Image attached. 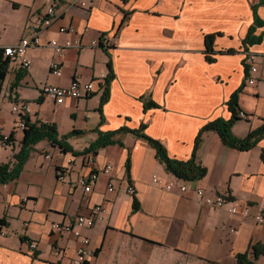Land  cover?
I'll return each mask as SVG.
<instances>
[{
    "label": "crops",
    "instance_id": "1",
    "mask_svg": "<svg viewBox=\"0 0 264 264\" xmlns=\"http://www.w3.org/2000/svg\"><path fill=\"white\" fill-rule=\"evenodd\" d=\"M254 5L264 23L261 0H0L3 48L29 36L30 23L49 6L56 11L55 22L41 34L44 44L28 49L31 68L10 62L0 118H7L3 99L16 93L17 101L31 103L32 122L55 123L62 137L75 129L84 131L67 139L77 151L98 138L97 128L113 131L145 125L144 133L162 142L171 158L187 161L195 154V141L204 126L232 117L228 101L239 92L238 111L249 118L238 120L232 132L245 137L264 124V24L257 28V34H263L261 43L244 44L254 24ZM62 26L71 30L61 32ZM209 34H216L213 62L207 59ZM103 36L115 39V46L105 47ZM78 37L81 48L57 52L47 44L55 39L65 45ZM249 49L260 62L253 85L248 84L245 51ZM55 61L62 65L60 76L51 73ZM109 62L114 77L107 84ZM18 73L26 74L12 90ZM75 78L94 81L96 91L64 104L43 92L47 84L67 87ZM107 85L108 98L101 107ZM88 133L91 138L82 143ZM24 135L15 128V151L0 165L14 160ZM202 138L195 158L208 172L194 181L168 173L154 147L128 131L122 130L97 154L89 152L93 166L85 154L63 153L46 139L40 141L19 178L0 185V264H72L82 243L52 224L91 215L96 205L105 211L83 233L97 252V264H241L239 253L264 242V224L242 211L249 207L252 215L264 214V138L248 151L225 145L215 131L204 132ZM0 143L9 146L1 137ZM108 164L113 165L109 174L103 172ZM91 170L99 178L87 192L77 182ZM154 175L177 184L168 191L154 183ZM182 183L189 186L188 192L180 191ZM129 186L136 189L134 195ZM196 187L206 195H227L230 201L213 208L198 196ZM235 205L240 211L233 214ZM256 264H264V256Z\"/></svg>",
    "mask_w": 264,
    "mask_h": 264
},
{
    "label": "trees",
    "instance_id": "2",
    "mask_svg": "<svg viewBox=\"0 0 264 264\" xmlns=\"http://www.w3.org/2000/svg\"><path fill=\"white\" fill-rule=\"evenodd\" d=\"M261 4H264V0H261ZM257 7V5H254L255 20L254 24L248 31V34L244 38L245 46H254L261 43L262 41L263 34H257V28L262 26L264 23L263 19L257 13ZM215 36L216 34H209L206 36L207 59L210 62H213L215 60L213 56L215 52ZM10 62V58L5 57L3 46H0V98L1 92L4 88V82L7 78V75L11 72ZM109 65L111 69L109 72V76L106 79L107 84L114 77V71L112 70L110 62ZM25 74L26 73H18L16 75L15 80L13 81L11 86L12 90H14L15 87L19 86V82L22 80ZM108 93L109 87L107 85L105 91L102 94L101 107L107 101ZM238 96L239 92H236L228 101V105L232 113V117L230 119H215L201 129L197 141H195V154L191 159L187 161L171 158L168 150L162 142L144 133L146 128L145 125H141V127L137 129L121 128L113 131H101L99 128H97L96 132L98 133V138H96L94 142H91L90 145L84 150L77 151L67 141V139L75 135H81L84 133V131L75 129L68 135L62 137L60 136L57 125L55 123H47L44 121L32 122L31 118L28 116L26 121V128L24 130L25 135L23 136V140L21 142L22 145L20 151L14 154L13 161L2 163L0 165V185L6 184L19 178L27 159L29 158L30 152H32L34 146L42 140L46 139V141H49L53 146H59L63 153L72 152L77 156L89 152L97 154L100 148L114 143L116 135L119 134L122 130L133 133L148 141L156 150L157 157L162 163H164L166 169L168 170V173L185 181H194L197 179L200 180L204 178V176H206V173L208 172L207 168L202 164H199V162H197L195 158L196 151L199 148L201 141H203L202 135L204 132L215 131L220 135L225 145L230 146V148L246 151L253 148L257 143H259L260 140L264 138V124L250 131L249 134L245 137H238L232 132V127H234V124L241 119L238 114V112H240L238 111ZM13 136L14 132H12L11 136H9L10 141H12ZM1 139H3V137H1ZM261 159L264 162V149L262 150ZM130 170L131 164L130 159L128 158V174ZM133 207L134 210L139 209V203L137 202V200L134 201ZM0 223L2 224L3 221H1ZM261 256H264V242H256L251 245L250 250H248L247 252L239 253L237 258L241 264H256V260Z\"/></svg>",
    "mask_w": 264,
    "mask_h": 264
},
{
    "label": "built area",
    "instance_id": "3",
    "mask_svg": "<svg viewBox=\"0 0 264 264\" xmlns=\"http://www.w3.org/2000/svg\"><path fill=\"white\" fill-rule=\"evenodd\" d=\"M84 4V3H83ZM56 11L54 6H49L46 12L42 15H39L35 21L30 23V35L21 39L19 44L6 46L4 47L5 57H9L11 62H18L21 67L25 69H30L32 66L31 58L27 55L28 49L32 46L37 47L44 44L41 34L43 30L47 29L49 26H52L56 20ZM71 30L70 27H61V32H69ZM103 45L105 47H111L116 44L115 39L108 38L107 36H103ZM49 46L53 47L57 52H61L67 48L77 46L82 47L83 43L80 37L75 38L74 40H69L65 45L60 44L57 40L53 39L48 41ZM95 46H98V42L93 41ZM246 53V63L248 65V84L253 85L256 81V77L254 76L260 66L259 56L255 53L245 51ZM51 73L55 75H62V65L60 62H52L50 66ZM95 84L94 81L89 82H81L79 79H73L69 86L63 87L58 85H46L44 86L43 92L46 93L49 97L53 98L56 103H65L67 99H83L90 97L95 92ZM13 111L17 113L18 120L15 121L16 129L24 131L26 128L27 117L31 112V103L28 101H15L12 107ZM239 116L244 119H248L249 115L241 110L238 112ZM30 117V116H29ZM1 141L5 145H10L12 141H10L9 136H4ZM85 159L89 165H94V156L92 153H86ZM111 169H113V165L108 164L103 169L104 173L109 174ZM99 178V173L96 171H90L88 174L83 175L78 180L77 184L82 186L85 191L90 192L94 184L97 183ZM153 181L155 184L160 185L161 188L167 189L168 191L172 190L173 187L177 184V181H166L160 178L157 175L153 176ZM113 185H108L110 191L113 190ZM180 191L186 193L189 191V186L186 184H181L179 187ZM194 191L201 197L206 204L213 206V208L223 207L228 201H230L229 196L227 195H206L205 190L199 187L194 188ZM128 192L132 195L135 194L136 189L133 186H129ZM105 211V209L97 205L93 208V212L91 215H78L73 218L71 222L60 223L54 222L52 224L53 229L63 230L65 232H71L81 241V245L76 251V256L71 260L72 264H97L94 262L96 258L97 252L91 248V239L88 235L83 233V230L86 228L92 229L100 215ZM240 211L239 207L235 205L230 210L231 213L236 214ZM243 214L247 218H252L254 221L259 224H264V214H255L252 215L249 207L242 208ZM29 223L27 222L26 225ZM1 229V227H0ZM4 235V233H1ZM32 249L36 248V242H32L29 244ZM57 253L60 254L61 249L56 250Z\"/></svg>",
    "mask_w": 264,
    "mask_h": 264
},
{
    "label": "rangeland",
    "instance_id": "4",
    "mask_svg": "<svg viewBox=\"0 0 264 264\" xmlns=\"http://www.w3.org/2000/svg\"><path fill=\"white\" fill-rule=\"evenodd\" d=\"M5 35L6 34L1 32V29H0V37L5 36ZM248 52L257 54L256 52H253L250 49L248 50ZM16 99H18L16 93L13 94L12 98L9 97V98H6L5 100L3 99V103H4L3 105H5L4 109L7 114V118L5 121H2L0 118V137L11 136L12 132H15V128H16L15 121L18 120V116H17V113L13 111L12 107ZM89 138H91V133H88L87 135L83 136L80 140H83L82 141L83 143L87 141ZM13 147L14 145H12V143L9 146H3L0 143V161L2 159H6L7 157H9V155L12 154L13 151H15V148Z\"/></svg>",
    "mask_w": 264,
    "mask_h": 264
},
{
    "label": "bare ground",
    "instance_id": "5",
    "mask_svg": "<svg viewBox=\"0 0 264 264\" xmlns=\"http://www.w3.org/2000/svg\"><path fill=\"white\" fill-rule=\"evenodd\" d=\"M109 189V188H108ZM110 191V190H109ZM97 206V205H96ZM101 206V205H100Z\"/></svg>",
    "mask_w": 264,
    "mask_h": 264
}]
</instances>
